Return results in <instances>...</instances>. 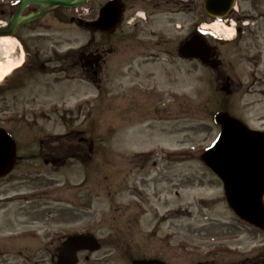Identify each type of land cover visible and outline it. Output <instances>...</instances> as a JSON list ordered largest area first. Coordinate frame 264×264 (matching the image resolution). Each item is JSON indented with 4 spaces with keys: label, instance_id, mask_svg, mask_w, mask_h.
<instances>
[{
    "label": "rangeland",
    "instance_id": "374dc122",
    "mask_svg": "<svg viewBox=\"0 0 264 264\" xmlns=\"http://www.w3.org/2000/svg\"><path fill=\"white\" fill-rule=\"evenodd\" d=\"M201 2L189 0L194 12L169 17L159 8L149 27L133 0L135 12H126L118 32L95 34L111 48L99 88L58 73L62 53L85 44L89 32L47 16L21 34L28 61L0 83V126L18 156L0 179V264H55L60 242L87 232L100 248L79 252L78 264L133 257L264 264V233L237 221L220 180L199 158L219 133L218 111L264 129V0H236L220 20L234 27L232 39L208 31L217 70L177 53L193 23L214 22ZM98 3L79 9L96 16ZM137 22L148 25L145 33L136 32ZM15 43L9 57L21 61ZM226 78L229 95L219 90ZM68 132L76 134L56 142ZM67 141L80 150L69 159Z\"/></svg>",
    "mask_w": 264,
    "mask_h": 264
},
{
    "label": "water",
    "instance_id": "95a60500",
    "mask_svg": "<svg viewBox=\"0 0 264 264\" xmlns=\"http://www.w3.org/2000/svg\"><path fill=\"white\" fill-rule=\"evenodd\" d=\"M84 0H23L20 8L27 3L42 5L39 13L21 19L19 12L12 18L10 29H15L20 21H29L41 16L45 9L54 6H76ZM234 0H206L205 11L221 18L231 9ZM122 5L117 1L105 4L93 27L108 30L113 28L120 18ZM184 57L198 58L202 63L216 68L218 61L212 57V51L198 34L193 35L179 47ZM221 90L230 94L229 82ZM220 125V133L214 143L207 148L200 159L221 179L228 206L245 221L264 229V131L248 128L239 119L227 112H218L214 116ZM15 162V143L9 135L0 129V177L6 175ZM99 244L89 235L69 236L63 243L57 264H75V252L81 249L96 250ZM132 264H166L159 260H134Z\"/></svg>",
    "mask_w": 264,
    "mask_h": 264
},
{
    "label": "flooded vegetation",
    "instance_id": "af4514ba",
    "mask_svg": "<svg viewBox=\"0 0 264 264\" xmlns=\"http://www.w3.org/2000/svg\"><path fill=\"white\" fill-rule=\"evenodd\" d=\"M23 0H0V35L9 34L12 32V37L17 38V42L19 43V47L16 50L17 55L20 53V50H23V47H25V44L22 45V39L21 34L31 29L32 26L35 27L37 22H39L41 19L46 18L49 16L50 18L53 17L54 20H56L58 23H69L71 25L77 26L79 29L89 31L91 36L87 40L85 44L78 45V46H72L68 47L66 50V53H62V62L60 64V69L58 73L63 74H69L72 72V74L78 75L77 77L88 81L98 88L100 87V74L102 73V70L104 68V65L106 64V58L108 53H111V48L109 45H107V42L96 40L94 37L95 33L99 34H106L100 30L95 29H89L86 27L85 22L86 21H92L96 18L95 14H92V9H82L81 11L79 8H64L61 6L54 7L47 9L46 12L38 19H35L30 22H22L18 24V27L15 28V31L13 29L8 28L9 22L11 18H13L18 12H20L21 15H27L33 12H39L41 10V5L30 3L28 5H25L20 10V5ZM97 1L102 2L106 0H86V3ZM120 2H123L125 4V11L127 9H131L133 5V0H118ZM135 1V0H134ZM140 3H142V7L146 10L148 19L151 21L156 14V10H159V8H162V12L164 14H167L168 17L170 14L175 15L176 13H191L194 12V8L189 4H179L178 7L176 5V0H136ZM189 0H179V2H187ZM124 11V15H125ZM205 16V13H204ZM137 27V31L139 33H145L144 24L136 23L135 25ZM36 28V27H35ZM48 27H45V29ZM150 33H154L153 30L150 31ZM257 33L255 32V29H253V39L254 41L257 40ZM23 46V47H22ZM57 54V53H56ZM151 56V55H149ZM27 57V56H26ZM33 55H29V58L32 59ZM152 59V58H151ZM147 61H152L150 59H146ZM28 61V58H26V63ZM29 62L31 63V60L29 59ZM25 65V64H24ZM39 68L44 69V64H39ZM73 70V71H72ZM70 77H74V75H68ZM254 232L256 231V228L253 227ZM257 232V231H256ZM262 260V259H261ZM261 262V261H260Z\"/></svg>",
    "mask_w": 264,
    "mask_h": 264
},
{
    "label": "bare ground",
    "instance_id": "6f19581e",
    "mask_svg": "<svg viewBox=\"0 0 264 264\" xmlns=\"http://www.w3.org/2000/svg\"><path fill=\"white\" fill-rule=\"evenodd\" d=\"M234 23H232L233 25ZM204 28L213 30L217 35H222L224 39H231L234 33V27L222 24V22L215 20L211 24H203ZM12 39L9 37L0 38V81L3 80L7 75L12 73L15 68L20 64L19 61H13L9 57V46Z\"/></svg>",
    "mask_w": 264,
    "mask_h": 264
}]
</instances>
